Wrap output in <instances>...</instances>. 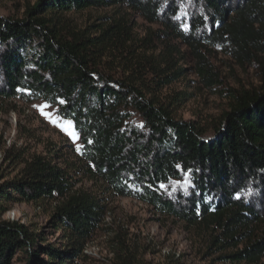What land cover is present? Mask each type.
Here are the masks:
<instances>
[{"label": "trees", "instance_id": "1", "mask_svg": "<svg viewBox=\"0 0 264 264\" xmlns=\"http://www.w3.org/2000/svg\"><path fill=\"white\" fill-rule=\"evenodd\" d=\"M188 1L194 12L179 22L178 0H35L21 18L0 14V98L56 106L75 124L90 177L164 215L220 230L213 238L219 248L243 244L223 258L255 264L264 256V65L260 89L232 92L229 109L207 136L196 122L175 116L173 105L187 98L186 91L168 103L157 101L146 78L162 87L185 69L168 73L173 66L166 54L162 61L171 67L147 56L129 66L131 57L124 55L131 11L163 26L161 37L170 33L187 45L194 71L207 85L219 76L202 51L206 46L222 48L240 63H262L264 0ZM104 8L115 10L105 24L81 28L68 16ZM137 116L140 124L132 122ZM183 175L187 188L173 192L172 183ZM71 178L51 158L37 156L17 176L0 179V264H12L18 251L28 264L82 259L105 206L88 191L73 192ZM11 200L53 204L46 213L62 245L44 244L41 233L4 219Z\"/></svg>", "mask_w": 264, "mask_h": 264}, {"label": "rangeland", "instance_id": "2", "mask_svg": "<svg viewBox=\"0 0 264 264\" xmlns=\"http://www.w3.org/2000/svg\"><path fill=\"white\" fill-rule=\"evenodd\" d=\"M34 2L35 0H0V14L21 18L26 6ZM178 2V22L187 21L194 8L188 0ZM127 13L132 32L124 55L131 57L128 60L129 66L134 65L135 60L142 61L147 56L162 63L164 67L173 66L168 73L178 67L185 69L186 73L182 78L162 87L156 85V80L151 75H146V78L151 82V90L157 101L168 103L172 95L186 91L187 98L182 102L176 101L173 105L175 116L196 122L206 131L207 136L214 134L215 125L229 109L232 92L242 89L258 90L262 86L264 59L262 63H240L222 48L212 46H206L202 51L218 74L219 82L207 85L195 73L196 60L187 45L170 33L161 37L159 32L164 29L163 26L150 23L137 13ZM114 14V8H104L72 12L68 16L74 24L87 28L96 23H107ZM168 50H173L172 56L166 52ZM164 54L169 57L171 66L163 63ZM122 62L120 63L126 64L125 61ZM43 105L49 106L44 111L51 112L53 118L57 115L61 117V123L69 120L59 114L56 106L43 100L0 98V179H12L37 156H42L51 158L56 165L72 175L73 192L88 191L102 199L105 206L103 221L86 244L82 259H77L75 264H252L223 258L241 249L243 244L237 248H219L220 243L213 244V238L221 233L220 230H208L164 215L145 202L112 193L103 186L102 180L90 177L83 167L79 133L75 129L79 139L70 138L61 127L42 115L40 106ZM132 122L140 124L141 119L137 116ZM57 149H60L58 154L51 157ZM187 186L188 177L183 175L172 183L171 189L177 192ZM52 206L49 202L38 205L11 200L8 203L9 210L3 218L24 223L32 231L42 234L44 244L51 243L60 247L61 232L50 226L46 213ZM12 264L28 262L18 251ZM255 264H264V256Z\"/></svg>", "mask_w": 264, "mask_h": 264}, {"label": "snow or ice", "instance_id": "3", "mask_svg": "<svg viewBox=\"0 0 264 264\" xmlns=\"http://www.w3.org/2000/svg\"><path fill=\"white\" fill-rule=\"evenodd\" d=\"M60 103L63 104L64 101H60ZM47 107L49 106L48 105L40 106L42 115H45L53 124H56L58 127H61V130L65 131L70 136V138H73L74 140L79 139L78 133L75 131L74 122L71 120H64L63 123H61V119H62L61 117L57 115L55 118H53V114L51 112L44 111V109ZM89 143H91V141H89ZM161 187L164 186L161 185ZM237 198H239V196H237Z\"/></svg>", "mask_w": 264, "mask_h": 264}]
</instances>
